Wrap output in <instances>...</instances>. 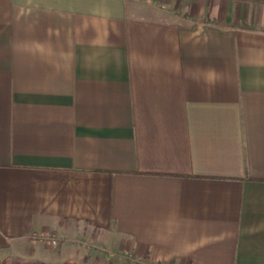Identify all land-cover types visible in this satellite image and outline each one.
<instances>
[{"label": "crops", "instance_id": "crops-1", "mask_svg": "<svg viewBox=\"0 0 264 264\" xmlns=\"http://www.w3.org/2000/svg\"><path fill=\"white\" fill-rule=\"evenodd\" d=\"M98 248L264 264V0H0V264Z\"/></svg>", "mask_w": 264, "mask_h": 264}, {"label": "rangeland", "instance_id": "rangeland-1", "mask_svg": "<svg viewBox=\"0 0 264 264\" xmlns=\"http://www.w3.org/2000/svg\"><path fill=\"white\" fill-rule=\"evenodd\" d=\"M43 243L44 244H46L47 246H48V244L45 242V241H43ZM87 244H90V243H87ZM87 244H85V245H83L84 247H88L89 245H87ZM90 245H92V244H90ZM51 247V246H50ZM59 247V242H58V246L57 247H55V248H58ZM53 248V247H52ZM86 251H88V250H86ZM91 256H89V257H92V258H87V257H85L87 260L85 261V263L86 264H115L116 263V259H119V258H121V257H123L124 258V260L125 259H129V256H128V254H124V253H118L115 249L114 250H112V248L110 249H107V248H101V249H97V250H95V252L94 253H92V254H90ZM103 255H108V256H111V258H112V260L110 259L109 261H107L105 258H104V256ZM96 258V259H95ZM81 260L83 259V255H81V258H80ZM125 261H127V260H125ZM84 264V263H83Z\"/></svg>", "mask_w": 264, "mask_h": 264}, {"label": "built area", "instance_id": "built-area-1", "mask_svg": "<svg viewBox=\"0 0 264 264\" xmlns=\"http://www.w3.org/2000/svg\"><path fill=\"white\" fill-rule=\"evenodd\" d=\"M32 240H34L35 242L38 240H42L45 241L48 246H51L53 248L58 246V239L56 238L55 235L51 234V233H44V234H36L34 233L33 236H31Z\"/></svg>", "mask_w": 264, "mask_h": 264}]
</instances>
